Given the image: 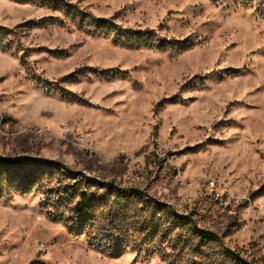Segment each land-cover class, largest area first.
I'll list each match as a JSON object with an SVG mask.
<instances>
[{
	"label": "rangeland",
	"instance_id": "1",
	"mask_svg": "<svg viewBox=\"0 0 264 264\" xmlns=\"http://www.w3.org/2000/svg\"><path fill=\"white\" fill-rule=\"evenodd\" d=\"M1 159L0 264H264V0H0Z\"/></svg>",
	"mask_w": 264,
	"mask_h": 264
},
{
	"label": "trees",
	"instance_id": "2",
	"mask_svg": "<svg viewBox=\"0 0 264 264\" xmlns=\"http://www.w3.org/2000/svg\"><path fill=\"white\" fill-rule=\"evenodd\" d=\"M92 19H94V18H92ZM0 164H1V166L4 165L7 168L8 167H19L22 165L21 161H13V160H6V159H1ZM80 204L84 205V200Z\"/></svg>",
	"mask_w": 264,
	"mask_h": 264
}]
</instances>
